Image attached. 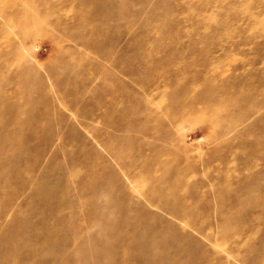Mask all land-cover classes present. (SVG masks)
I'll return each instance as SVG.
<instances>
[{"label": "rangeland", "instance_id": "1", "mask_svg": "<svg viewBox=\"0 0 264 264\" xmlns=\"http://www.w3.org/2000/svg\"><path fill=\"white\" fill-rule=\"evenodd\" d=\"M0 51L38 72L29 108L0 109V264H63L77 239L97 264L92 208L122 200L177 228L178 264H264V0H0ZM114 237L102 264H144Z\"/></svg>", "mask_w": 264, "mask_h": 264}, {"label": "bare ground", "instance_id": "2", "mask_svg": "<svg viewBox=\"0 0 264 264\" xmlns=\"http://www.w3.org/2000/svg\"><path fill=\"white\" fill-rule=\"evenodd\" d=\"M89 2V1H88ZM75 3V2H74ZM24 4V3H23ZM94 4V3H93ZM92 6V5H90ZM100 8V7H99ZM75 9V8H74ZM93 11V10H92ZM76 12V10H75ZM78 12V11H77ZM76 12V14H77ZM19 22V21H16ZM44 24V23H43ZM55 24H57V26L59 25V22H56ZM67 25V24H66ZM35 26V25H34ZM22 29V28H21ZM54 29V28H53ZM73 32V31H72ZM66 33V32H65ZM74 34V33H72ZM31 38V36L29 35H24V37L21 38L22 41H25L28 38ZM4 50V49H2ZM15 59V58H14ZM14 59H12V65L15 66V68L13 69V71L9 74H7V70H6V62H9L10 60V55L7 54L5 51L1 52L0 51V60H2V63L0 64V71L2 70V72H0V109L7 107L9 108L11 106V104H15L16 101H18L17 107L16 105H14V107L12 108L15 109V112H20V111H24L23 109H20L19 106L21 104H25V106L27 108L30 107V105L32 104V93L31 91H25L24 87H23V83L21 87L18 82V78L20 75L23 76H30V77H37L38 72L35 68L34 65H32L29 61H25V59H22V63L19 64L18 61H14ZM3 62H5L3 64ZM38 67V66H37ZM40 68V67H38ZM41 69V68H40ZM80 69V68H79ZM6 73L5 75L3 74ZM214 74V73H213ZM163 76V75H162ZM174 76V75H173ZM164 77V76H163ZM222 77V76H221ZM49 80V79H48ZM50 81V80H49ZM109 81V80H108ZM162 81V80H161ZM107 82V81H106ZM119 83V82H118ZM13 84H15L13 86ZM17 84V85H16ZM49 84V83H48ZM13 86V88L8 89L7 87L9 86ZM50 85V84H49ZM122 86V84H121ZM103 87V86H101ZM176 87V86H175ZM52 88V86H51ZM114 88V87H113ZM151 88V87H150ZM177 88V87H176ZM50 89V88H49ZM111 89V88H110ZM116 89V88H115ZM210 89V88H209ZM22 90V91H21ZM44 86H42V89L39 88L37 89L34 93H41L43 92ZM113 93V92H112ZM207 94V93H206ZM209 94V93H208ZM92 95V94H91ZM55 96V95H54ZM229 96V95H228ZM56 97V96H55ZM61 97V96H60ZM16 98V99H14ZM58 98V97H57ZM109 98V97H107ZM24 102H22V100ZM105 99V98H104ZM112 99V98H111ZM16 100V101H15ZM107 100V99H106ZM110 100V98H109ZM226 100V99H225ZM114 101V100H113ZM124 101V100H123ZM186 101V100H185ZM212 101V100H211ZM60 102V101H59ZM62 102V101H61ZM182 102V101H181ZM57 103V101H56ZM102 103V102H101ZM225 103V102H224ZM59 104V103H57ZM60 105V104H59ZM62 105V104H61ZM99 105V104H98ZM105 105V104H104ZM64 107V105H62ZM99 107V106H98ZM105 107V106H104ZM96 108V107H95ZM98 110V109H97ZM113 111V110H112ZM104 113V112H103ZM149 114V113H148ZM117 115V114H116ZM121 115V114H120ZM105 116V115H104ZM128 117V116H127ZM98 118V117H97ZM101 118V117H100ZM150 118V117H149ZM132 119V118H131ZM158 119V118H157ZM218 119V118H217ZM179 120V119H178ZM214 120V119H213ZM156 121V120H155ZM218 121V120H217ZM156 123V122H154ZM159 124V123H158ZM170 124V123H169ZM144 126V125H143ZM109 127V126H108ZM135 128V127H134ZM98 130V129H97ZM146 132V131H145ZM146 134V133H145ZM178 136V135H176ZM110 137V136H109ZM33 138V137H31ZM101 139V138H99ZM104 139V138H103ZM53 140V139H52ZM148 140V139H147ZM158 140V139H157ZM105 141V140H103ZM101 141V143L103 142ZM149 141V140H148ZM100 143V142H99ZM164 151V150H163ZM166 151V150H165ZM161 152V151H160ZM159 153V152H158ZM218 153V152H217ZM167 155H170V152L164 153ZM163 154V156H164ZM219 154V153H218ZM166 155V156H167ZM159 156V155H158ZM168 157V156H167ZM161 159V158H160ZM164 159V158H163ZM172 162V161H171ZM200 162V161H199ZM196 163V162H195ZM205 163V162H204ZM167 163H163L162 165H166ZM76 165V164H75ZM169 166V165H167ZM130 167V165H129ZM157 167V166H156ZM180 168V167H179ZM152 169L148 168L147 170H144V178H149V180H151L152 182H156L159 179H163V177H165V173H166V169L162 168V170L160 171V173L156 175H153L154 173L151 172ZM203 171V170H202ZM162 177V178H161ZM205 178V177H204ZM191 179V178H190ZM187 180V179H186ZM192 180V179H191ZM137 182V181H134ZM141 182V181H140ZM182 182V181H180ZM69 183V182H68ZM72 183V182H71ZM188 183V182H187ZM209 185V184H208ZM109 183L108 182H104L100 184V187L98 190L100 189H105L107 187H109ZM185 187V186H184ZM97 190V191H98ZM130 191L137 192V189L135 187H133V190L130 189ZM62 192V191H61ZM68 192V191H67ZM79 194V193H78ZM96 195V193H95ZM35 197V196H34ZM38 197V196H37ZM58 197V196H57ZM129 200L132 202L133 206L139 207V202L137 200L134 201V197H130V195L127 197L125 196L124 200ZM148 199H152L151 196L147 197ZM114 199V198H113ZM113 200H111L112 202ZM134 201V202H133ZM44 202V201H43ZM110 203V202H109ZM35 204V203H34ZM111 204V203H110ZM110 204L106 205V207L103 209H97L95 208L96 206H93V214H98L101 215V225H102V237L99 241V245L97 246V248L94 249L95 255L94 259L93 256H91V258L89 260L91 261H96L97 264H102L103 261H107L108 260V254L104 255H100L98 251V248L101 247V245L106 241V240H110V238H113L114 235H116L119 238L123 239V245H121V250L124 252L125 254V263H128V260L130 259L129 252H132L133 254L137 253V257L142 258V262L144 264H155V263H159V264H178L179 261V256L180 253L177 250H173L172 246L177 242V238L175 237V235H173V233L175 234L174 230L177 229L175 227H172L171 224L167 223V222H160L159 229H156L154 227V225H146V227L144 228V230H140V226L138 223L134 222L135 220V216L137 215L136 211L134 212L133 210H131L129 208V204H125L122 202L117 203L115 211H110L109 208H107L108 206H110ZM100 208V207H99ZM112 209V208H111ZM143 209V208H142ZM145 210V209H144ZM147 215V214H146ZM111 216V217H110ZM119 216V219H118ZM19 213H15L14 217H13V221H16L19 218ZM103 217V218H102ZM148 217V216H147ZM46 218H44L41 221H45ZM121 223V227H120V235H117L116 232L114 233V230L117 229L118 226H120ZM45 222H42V224ZM190 229L192 230V227L189 226ZM12 229V223H9L5 226H0V231L4 230V229ZM124 229V230H122ZM142 231V232H140ZM45 237L43 238L44 243H46L45 245H47L48 241H50V237L52 236L51 232L48 231V233H45ZM50 237H47V236ZM115 238V237H114ZM96 239V238H95ZM94 239V240H95ZM98 239H96L97 241ZM115 240V239H113ZM112 240V241H113ZM70 243V242H69ZM68 243V244H69ZM81 242L78 243V239L76 240L75 244H74V249L73 251L69 250L66 253V258L63 261V264H78V259L75 260L76 254L78 252V250H82L84 245L80 244ZM96 243V242H95ZM107 243V241H106ZM12 244V242H11ZM97 244V243H96ZM65 248V247H64ZM77 252H76V251ZM8 251V250H7ZM75 251V252H74ZM62 254V253H61ZM135 256V258H136ZM102 257V258H101ZM88 260V261H89ZM59 261V260H58ZM61 261V260H60Z\"/></svg>", "mask_w": 264, "mask_h": 264}]
</instances>
